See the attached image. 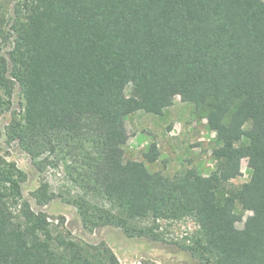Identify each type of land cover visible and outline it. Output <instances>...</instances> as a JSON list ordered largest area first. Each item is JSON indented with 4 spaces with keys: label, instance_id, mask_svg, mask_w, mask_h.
<instances>
[{
    "label": "trees",
    "instance_id": "trees-1",
    "mask_svg": "<svg viewBox=\"0 0 264 264\" xmlns=\"http://www.w3.org/2000/svg\"><path fill=\"white\" fill-rule=\"evenodd\" d=\"M12 3L8 31L0 8V117L17 87L22 112L4 135L41 177L35 204L60 198L86 232L128 237L190 219L185 247L199 264H264V0ZM177 97L214 132L209 175L149 171L155 144L143 160L124 158L125 118L160 116ZM244 159L249 179L235 185ZM58 170L56 193L43 175ZM24 181L0 156V264H120L104 241L52 230L24 199Z\"/></svg>",
    "mask_w": 264,
    "mask_h": 264
},
{
    "label": "rangeland",
    "instance_id": "rangeland-1",
    "mask_svg": "<svg viewBox=\"0 0 264 264\" xmlns=\"http://www.w3.org/2000/svg\"><path fill=\"white\" fill-rule=\"evenodd\" d=\"M13 0H0V8L4 18L3 29L8 31L10 25ZM10 46H5V52ZM127 88L125 94L129 95ZM22 99L19 89L15 90L11 99V108L0 117V156L13 162L25 175L21 190L34 211L44 212L52 230L68 234L77 241L96 244L104 241L117 257L120 264H199L186 249L197 226L190 219L165 222L160 221L153 226L148 237H128L120 229L103 227L93 233L86 232L76 210L70 204L55 198L49 204L39 207L35 204L31 193L38 186L40 175L31 164L30 158L15 143L8 144L4 135L5 127L13 117H20ZM125 127L129 136L124 147L126 160H143V153L151 144L159 150V158L146 168L151 172H160L165 176L181 174L193 168L202 175H209L215 169L211 151L217 146L214 132L206 125V120L196 119L192 115V107L183 104L179 98L160 116L137 112L125 118ZM241 175L231 182L240 185L248 181L250 166L246 159L240 163ZM43 177L56 193L63 191L64 181L60 170L48 171ZM246 213L245 215H247ZM144 226L152 227L149 223ZM237 229L242 223H237Z\"/></svg>",
    "mask_w": 264,
    "mask_h": 264
}]
</instances>
